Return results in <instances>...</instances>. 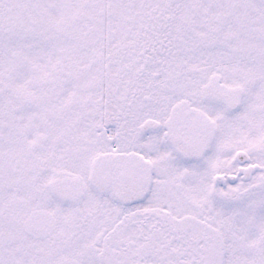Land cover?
Returning <instances> with one entry per match:
<instances>
[{
  "label": "snow or ice",
  "instance_id": "obj_1",
  "mask_svg": "<svg viewBox=\"0 0 264 264\" xmlns=\"http://www.w3.org/2000/svg\"><path fill=\"white\" fill-rule=\"evenodd\" d=\"M0 264H264V0H0Z\"/></svg>",
  "mask_w": 264,
  "mask_h": 264
}]
</instances>
